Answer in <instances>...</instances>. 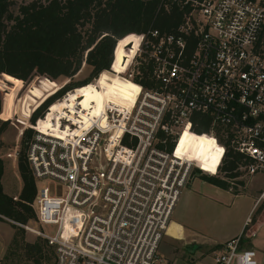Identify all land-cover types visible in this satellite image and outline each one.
I'll use <instances>...</instances> for the list:
<instances>
[{"label":"built area","instance_id":"1","mask_svg":"<svg viewBox=\"0 0 264 264\" xmlns=\"http://www.w3.org/2000/svg\"><path fill=\"white\" fill-rule=\"evenodd\" d=\"M159 9L182 20L172 33L139 36L121 76L139 87L130 106L105 101L88 122L63 108L60 138L31 128L32 208L43 230L56 228L34 233L54 246V264H156L180 193L192 171L202 172L176 153L183 134L197 137L192 128L206 126L221 154L213 176H224L228 152L240 174L264 173V0H161ZM243 236L209 264H264Z\"/></svg>","mask_w":264,"mask_h":264},{"label":"trees","instance_id":"2","mask_svg":"<svg viewBox=\"0 0 264 264\" xmlns=\"http://www.w3.org/2000/svg\"><path fill=\"white\" fill-rule=\"evenodd\" d=\"M16 1L0 0V74L13 84L14 92L21 91L22 82L35 74L55 81L59 78L72 79L84 65L91 68L85 80L70 83L54 92L29 117L33 125L31 128L59 137L65 133H62L57 121L58 115L63 114V108L70 109L73 115L78 114L84 122H88L98 116L96 112L100 113L105 101L121 106L120 103L127 104L129 99L131 104L136 84L121 76L133 64L141 41L139 36L151 29L172 33L182 20V14L176 9L168 12L160 10L161 0H30L19 5L17 14H14L11 9ZM142 72L146 73L144 68ZM93 80L96 81L88 85ZM51 83L46 79L38 84L32 83L26 88L27 96ZM135 83L145 86L144 80H136ZM89 90L97 98L93 108L96 112L84 110L90 97L86 92ZM65 94L64 100L57 101ZM11 106H14L13 100ZM1 110L0 99V114ZM18 111L19 107L14 112L11 110L7 119L18 114ZM6 126L7 122L1 123L0 134ZM190 131L197 137L186 132L179 149L188 148L191 159L198 164L202 160L204 163L209 153L204 145L208 128L203 125ZM33 133L31 129H26L21 137L17 170L22 190L16 200L3 193V164L0 159V217L22 226L30 221L36 222L32 208L36 185L26 158L27 144ZM220 156L215 157L216 162ZM238 160L235 154L228 152L225 155L222 170L225 174L222 178L197 169L194 173L202 181L227 191L231 186L227 179H237L240 175L236 171ZM238 183L242 185L243 182ZM16 229L21 231L22 228ZM47 244V241L39 239L34 244H25L22 250L27 256L42 260ZM52 254L54 256V252Z\"/></svg>","mask_w":264,"mask_h":264},{"label":"rangeland","instance_id":"3","mask_svg":"<svg viewBox=\"0 0 264 264\" xmlns=\"http://www.w3.org/2000/svg\"><path fill=\"white\" fill-rule=\"evenodd\" d=\"M29 1L18 0L14 2L12 12L17 14V7ZM90 73L91 68L84 65L82 70L72 79L59 78L54 81L35 74L27 81L22 82L23 89L21 91L15 92L13 91V84L5 80V75L0 74V99L2 103L0 125L7 122L5 130L0 134V159L5 160V179L12 188L10 192L17 193L21 182L16 162L17 154L21 149L22 134L26 129H31L30 126H33L30 123V118L27 122L29 114L54 92L70 83L85 80ZM43 79L53 83L38 88L27 96L26 88L32 83L38 84ZM95 81H91L88 85ZM86 92L90 94V97L84 105V110L92 111L97 104V98L92 91ZM114 98L116 99V94ZM12 100L14 106H11ZM120 104L121 106H128L129 99L127 104ZM18 107V114L7 119L11 110L14 112ZM215 157L216 154L210 152L204 163L203 160L199 163L204 174L213 175L215 172L211 168L216 163ZM197 178H199L198 175L192 171L171 216V221L182 226L183 238L182 240L172 239L180 237L181 228L170 222L166 235L159 246L156 264H209L212 256L220 250L222 241L232 236L237 237L241 233L245 234L243 247L254 250L260 260L264 259V200L257 202L253 207L264 190V173H258L251 177H246L245 174L241 173L237 181L227 191H215L212 185L201 180L189 186ZM238 182L243 183L240 185ZM47 188L51 194L62 191V185L58 183H49ZM10 192L8 190V193ZM247 218L250 219V224L245 229L244 223ZM24 227L28 229L0 219V264H54L55 257L52 253L55 248L48 241V246L44 248L42 260L27 256L22 248L25 244L38 242L39 239L46 241L34 232H46L53 236L56 228L47 226L43 230L34 221H30ZM16 228H22L21 231L23 232ZM253 233H255L253 237L249 236ZM217 247L219 248L216 249ZM48 248L51 249L48 250Z\"/></svg>","mask_w":264,"mask_h":264},{"label":"crops","instance_id":"4","mask_svg":"<svg viewBox=\"0 0 264 264\" xmlns=\"http://www.w3.org/2000/svg\"><path fill=\"white\" fill-rule=\"evenodd\" d=\"M33 112V111H32ZM31 112V113H32ZM31 113L29 114V116H28V118H27V122H28V119H29V117H30V115H31ZM26 122V123H27ZM1 161H2V164H3V175H2V178H1V185H2V189H3V193L5 194V195H7V196H9V197H11V198H13V199H17L18 198V196H19V194H20V192H21V190H22V181L20 182V184H19V190L17 191V193H12V192H10V190L12 189V188H10V186H9V184L7 183V181H6V179H5V160H3V159H1ZM16 166H17V162H16ZM201 179L200 178H197V179H194L190 184H189V186L193 183V185L195 184V183H197V182H199ZM202 181V180H201ZM214 188H215V191H217V190H222V189H219V188H217V187H215V186H213ZM190 188V187H189ZM8 190H9V192L10 193H8ZM179 200V199H178ZM256 203H257V200H256V202L254 203V205H253V207H255V205H256ZM247 220V219H246ZM171 222H173V223H175L176 225H178L180 228H181V232H180V237L179 238H172V239H174V240H182V238H183V228H182V226L179 224V223H177V222H175V221H171ZM169 238H171V237H169ZM233 238H235L234 236H232V237H230V238H228V239H225L224 241H222L220 244H223V243H225L226 241H228V240H230V239H233Z\"/></svg>","mask_w":264,"mask_h":264},{"label":"bare ground","instance_id":"5","mask_svg":"<svg viewBox=\"0 0 264 264\" xmlns=\"http://www.w3.org/2000/svg\"><path fill=\"white\" fill-rule=\"evenodd\" d=\"M135 88H136V90H135V92H133V96H135L136 93L139 91V87L137 85H135ZM128 106H130V104ZM44 134H46V133H44ZM48 135H50V134H48ZM50 136L60 138L59 136H55V135H50ZM181 139H182V137H181ZM181 139H180V141H181ZM179 144H180V142H179ZM204 145H205V148L208 149L209 153L213 152V154H216V156L218 154H220V152L217 150L213 140H211L209 137H207V139H205ZM176 153L178 155L187 156L188 159L194 161L193 159H191L189 157V149L188 148L179 149V145H178Z\"/></svg>","mask_w":264,"mask_h":264},{"label":"snow or ice","instance_id":"6","mask_svg":"<svg viewBox=\"0 0 264 264\" xmlns=\"http://www.w3.org/2000/svg\"><path fill=\"white\" fill-rule=\"evenodd\" d=\"M221 151H222V149H221Z\"/></svg>","mask_w":264,"mask_h":264}]
</instances>
